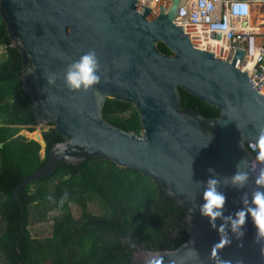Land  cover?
Segmentation results:
<instances>
[{
    "label": "water",
    "instance_id": "obj_1",
    "mask_svg": "<svg viewBox=\"0 0 264 264\" xmlns=\"http://www.w3.org/2000/svg\"><path fill=\"white\" fill-rule=\"evenodd\" d=\"M184 1L168 0L153 12L138 0H0V19L10 46L20 54L21 88L33 110L34 124L27 126L33 132L48 125L61 137L44 164L12 189L20 210L16 244L24 229L17 190L49 175L58 162L76 165L90 156L158 182L182 209L188 238L171 250L137 244L130 264H214L213 253L225 264L238 259L264 264L250 219L242 246L230 233L231 243L225 244L198 210L202 182L212 175L209 167L224 178L240 162V170L249 173L243 189L224 187L223 180L218 185L226 197L225 215L241 207V192L256 187L252 178L264 165L253 159L264 128V93L238 67L243 50L226 60L194 47L184 28L173 22ZM89 50L99 60V82L87 91H70L63 83L65 67ZM49 75L55 77L52 84ZM179 89L217 108L218 115L181 109ZM107 98L131 104L139 115L140 135L103 118ZM36 137L45 147L42 134Z\"/></svg>",
    "mask_w": 264,
    "mask_h": 264
},
{
    "label": "trees",
    "instance_id": "obj_2",
    "mask_svg": "<svg viewBox=\"0 0 264 264\" xmlns=\"http://www.w3.org/2000/svg\"><path fill=\"white\" fill-rule=\"evenodd\" d=\"M158 48L170 53L163 43H158ZM0 49V264H130L137 244L171 250L183 243L188 233L181 224L182 209L164 194L158 182L89 156L76 165L58 162L49 175L17 190L24 229L16 244L20 210L12 189L44 164L49 148L61 137L48 125L42 128L45 147L40 156V144L19 134L21 128L33 130L27 125L34 124V115L21 88L20 54L10 46L1 19ZM179 92L181 109L192 108L205 117L218 115L217 108L181 89ZM102 116L125 131L142 132L139 115L129 103L107 98ZM65 192L68 199L58 206L56 201ZM49 195L52 201L47 199ZM90 201L97 203L99 214L88 211ZM70 203L80 207L78 219L73 217ZM51 210L59 214L52 218L50 236L32 237L28 229L31 221L47 220ZM72 248L82 253L70 263L67 254Z\"/></svg>",
    "mask_w": 264,
    "mask_h": 264
},
{
    "label": "clouds",
    "instance_id": "obj_3",
    "mask_svg": "<svg viewBox=\"0 0 264 264\" xmlns=\"http://www.w3.org/2000/svg\"><path fill=\"white\" fill-rule=\"evenodd\" d=\"M234 11L244 14L247 11L246 5H234ZM99 68V60L95 51L89 50L80 55L78 59L67 63L63 74V83L70 91H87L99 82ZM47 79L50 84L55 82L53 75H49ZM257 146L256 159L264 161V128L260 129ZM207 171L212 175L202 182L203 190L200 195L202 203L198 205L200 215L208 219L210 227L218 232L225 244L231 243L230 233L231 237L241 241L239 246H242V237L246 231L244 227L246 219H250L255 228L253 243L259 245L260 252L264 255V168L260 169L252 178V183L256 186L254 190L250 193L241 192V207L227 215H225L227 211L225 208L226 197L224 192L218 189V185H221L223 180L224 187L243 189L249 180V173L240 170V162L237 163L235 172L229 177L221 178L211 167ZM47 199L52 201L53 197L49 195ZM67 199L68 193L65 192L56 203L58 206H63ZM218 219L221 221L219 225L216 223ZM213 257L214 264H225L222 259L216 257L215 253H213ZM235 264H243V261L238 259Z\"/></svg>",
    "mask_w": 264,
    "mask_h": 264
},
{
    "label": "built area",
    "instance_id": "obj_4",
    "mask_svg": "<svg viewBox=\"0 0 264 264\" xmlns=\"http://www.w3.org/2000/svg\"><path fill=\"white\" fill-rule=\"evenodd\" d=\"M167 1L138 0L141 5L151 6L153 12ZM237 4L246 5V13H235ZM261 4L264 0H185L173 22L184 28L198 49L210 50L226 60L232 59L236 49L243 50L244 57L238 67L247 70L249 82L264 93V17L258 24L250 22L253 6L263 8ZM247 147L255 150L249 144ZM253 159L260 163L256 155ZM262 168L264 165L258 167L255 174Z\"/></svg>",
    "mask_w": 264,
    "mask_h": 264
},
{
    "label": "rangeland",
    "instance_id": "obj_5",
    "mask_svg": "<svg viewBox=\"0 0 264 264\" xmlns=\"http://www.w3.org/2000/svg\"><path fill=\"white\" fill-rule=\"evenodd\" d=\"M261 8L259 10V8L257 6H253V10H252V16L254 18V22L255 23H259L257 20L262 21V11ZM256 20V21H255ZM3 57V50L0 49V59ZM46 125H41V126H36L34 127V131L33 132H29L27 131L25 128H21L19 130V134L24 135L25 137L29 138V139H35L36 135L38 133H41L42 128H45ZM44 147L41 146L40 149V156H43L44 153ZM69 208L70 211L73 215L74 218L78 219L80 217L81 214V209L78 205L70 203L69 204ZM88 211H90L92 214H99L100 213V208L97 205V203L95 201H90L88 202ZM59 214L58 210H51L48 212L47 214V220L45 221H38V222H34L31 221V223L28 226V229L30 231V234L32 237L38 238V239H42L45 237L50 236L51 234V226H52V218L57 216ZM31 219V218H30ZM82 253V250L79 248H72L68 251L67 257H68V261L70 263L74 262L75 260H77L80 255ZM3 261V257L0 254V263ZM47 264V263H45Z\"/></svg>",
    "mask_w": 264,
    "mask_h": 264
},
{
    "label": "crops",
    "instance_id": "obj_6",
    "mask_svg": "<svg viewBox=\"0 0 264 264\" xmlns=\"http://www.w3.org/2000/svg\"><path fill=\"white\" fill-rule=\"evenodd\" d=\"M261 5L263 6V8H261V10L264 11V4H261ZM259 6H260V5H259ZM258 8H259V10H260V7H258ZM262 11H261V12H262ZM262 16L264 17V12H262ZM255 21H256V20H255ZM257 21H258V20H257Z\"/></svg>",
    "mask_w": 264,
    "mask_h": 264
},
{
    "label": "bare ground",
    "instance_id": "obj_7",
    "mask_svg": "<svg viewBox=\"0 0 264 264\" xmlns=\"http://www.w3.org/2000/svg\"><path fill=\"white\" fill-rule=\"evenodd\" d=\"M250 22H254L253 16L251 17ZM258 22H260V21L258 20ZM256 24H257V23H256ZM246 61H249V60H246ZM36 138H37V137H36Z\"/></svg>",
    "mask_w": 264,
    "mask_h": 264
}]
</instances>
